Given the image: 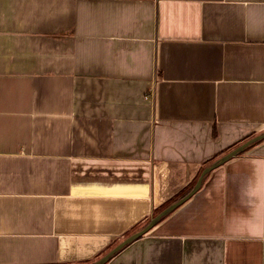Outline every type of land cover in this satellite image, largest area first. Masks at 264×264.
Segmentation results:
<instances>
[{
	"label": "crops",
	"instance_id": "crops-1",
	"mask_svg": "<svg viewBox=\"0 0 264 264\" xmlns=\"http://www.w3.org/2000/svg\"><path fill=\"white\" fill-rule=\"evenodd\" d=\"M262 132L264 0H0V264H93ZM106 264H264V138Z\"/></svg>",
	"mask_w": 264,
	"mask_h": 264
},
{
	"label": "water",
	"instance_id": "water-1",
	"mask_svg": "<svg viewBox=\"0 0 264 264\" xmlns=\"http://www.w3.org/2000/svg\"><path fill=\"white\" fill-rule=\"evenodd\" d=\"M264 138V132L256 134L255 136L245 140L243 143L235 147L233 150L230 152L226 153L216 161H214L211 165L207 166L204 168V170L201 172L196 184L194 187L187 193L185 194L182 198L179 200L171 203L167 207H165L163 210L158 212L156 215H154L149 222L140 228L139 230L135 231L134 233L130 234L127 236L125 239H123L119 244H117L114 248H112L109 252H107L105 255H103L101 258H99L96 262L93 264H106L116 253H118L120 250H122L125 246L133 242L134 240L138 239L139 237L143 236L145 233H147L149 230H151L160 220L172 212L175 208H177L179 205H181L183 202H185L190 196H192L201 186L202 181L205 177V175L211 171L212 169L218 167L219 165L223 164L226 162L228 159L231 157L239 154L242 152L244 149H246L249 145L252 143Z\"/></svg>",
	"mask_w": 264,
	"mask_h": 264
},
{
	"label": "rangeland",
	"instance_id": "rangeland-1",
	"mask_svg": "<svg viewBox=\"0 0 264 264\" xmlns=\"http://www.w3.org/2000/svg\"><path fill=\"white\" fill-rule=\"evenodd\" d=\"M169 205H170V204H169ZM159 211H160V210H158V212H159ZM158 212H157V213H158ZM157 213H156V214H157Z\"/></svg>",
	"mask_w": 264,
	"mask_h": 264
}]
</instances>
